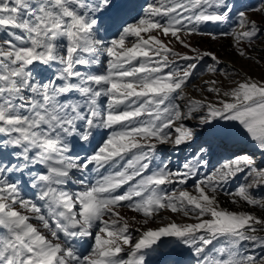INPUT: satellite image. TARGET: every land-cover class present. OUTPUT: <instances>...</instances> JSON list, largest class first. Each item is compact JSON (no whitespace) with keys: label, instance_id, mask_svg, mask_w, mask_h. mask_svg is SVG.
Segmentation results:
<instances>
[{"label":"snow or ice","instance_id":"snow-or-ice-1","mask_svg":"<svg viewBox=\"0 0 264 264\" xmlns=\"http://www.w3.org/2000/svg\"><path fill=\"white\" fill-rule=\"evenodd\" d=\"M222 39L264 67V0H0V264H264V75Z\"/></svg>","mask_w":264,"mask_h":264},{"label":"rangeland","instance_id":"rangeland-1","mask_svg":"<svg viewBox=\"0 0 264 264\" xmlns=\"http://www.w3.org/2000/svg\"><path fill=\"white\" fill-rule=\"evenodd\" d=\"M230 44H231V41L229 39H222L220 42H217V43H212L210 41H204L203 47L211 48L212 50L217 51L219 55L221 56V59L225 62V64L228 65L229 67H234L236 71H239L241 73L247 72L249 75H252L256 78H259L261 75H264V67H259V66L248 64L247 62L235 57L232 52V49L229 47ZM204 67H205L204 65H201L200 71H203ZM206 79H208L207 75L201 76L195 80V83L200 84L202 83L203 80H206ZM197 95L199 94L197 93ZM220 199L225 206H229L227 197L221 195ZM128 214L131 215V213H128ZM163 215L169 216V217L172 216L171 213H167V212H164ZM174 218L177 221H181L183 219L180 216H175ZM168 251L169 250L166 249L165 253L167 254ZM153 259L158 261L159 257L154 256Z\"/></svg>","mask_w":264,"mask_h":264}]
</instances>
